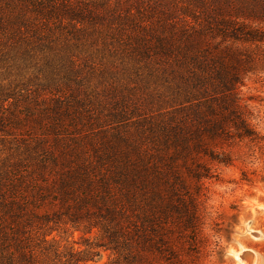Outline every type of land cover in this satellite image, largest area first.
<instances>
[{
  "label": "trees",
  "instance_id": "1",
  "mask_svg": "<svg viewBox=\"0 0 264 264\" xmlns=\"http://www.w3.org/2000/svg\"><path fill=\"white\" fill-rule=\"evenodd\" d=\"M131 62L179 92L136 123L113 82ZM251 76L264 0H0V264H203L215 167L264 185ZM69 231L97 237L62 251Z\"/></svg>",
  "mask_w": 264,
  "mask_h": 264
},
{
  "label": "rangeland",
  "instance_id": "2",
  "mask_svg": "<svg viewBox=\"0 0 264 264\" xmlns=\"http://www.w3.org/2000/svg\"><path fill=\"white\" fill-rule=\"evenodd\" d=\"M107 60L111 59L105 58L104 62ZM135 65V62H131L125 68L120 66L115 70L113 79L117 85L126 86L124 94L128 110L132 113L130 117H133L130 122L133 123L143 118L140 115L152 116L164 108H169L172 105L171 100L179 93L168 94L159 79L150 78V72L143 66L137 72ZM177 83L178 86L182 85L180 81ZM86 87L92 95L104 89L98 85L97 79L86 84ZM179 88L182 90L181 86ZM241 92L243 104L252 113V123L264 133V77H249ZM163 94L168 97V102L167 99L163 100ZM135 128L136 125L130 127L131 130ZM2 148L0 145V150ZM260 168L259 165L239 162L228 167L216 166V177L205 181L206 196L202 203L204 232L209 239V246L203 264H264V254L261 252L264 247V185L260 182L249 185L241 181L242 169L259 171ZM52 237H55L62 251H83L86 249V241L90 239L93 242L97 232L92 235L79 232L72 234L71 231L66 234L55 232ZM98 252L94 259L97 264H107L114 259L110 250L101 248Z\"/></svg>",
  "mask_w": 264,
  "mask_h": 264
}]
</instances>
